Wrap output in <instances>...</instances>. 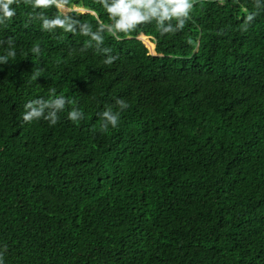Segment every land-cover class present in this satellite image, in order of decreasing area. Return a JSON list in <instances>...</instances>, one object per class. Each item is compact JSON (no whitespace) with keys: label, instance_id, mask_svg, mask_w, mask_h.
Masks as SVG:
<instances>
[{"label":"trees","instance_id":"obj_1","mask_svg":"<svg viewBox=\"0 0 264 264\" xmlns=\"http://www.w3.org/2000/svg\"><path fill=\"white\" fill-rule=\"evenodd\" d=\"M57 2L70 11L17 0L0 25V56L15 53L0 64L4 264H264V3L191 0L182 29L152 19L97 45L80 25L111 23L100 0ZM41 12L76 30H43ZM59 95L56 125L23 122Z\"/></svg>","mask_w":264,"mask_h":264},{"label":"clouds","instance_id":"obj_2","mask_svg":"<svg viewBox=\"0 0 264 264\" xmlns=\"http://www.w3.org/2000/svg\"><path fill=\"white\" fill-rule=\"evenodd\" d=\"M66 2V0H65ZM34 9L47 8L52 3H59L57 0H26ZM103 8L106 10L111 23H99L97 31H92L88 24L80 25V32L89 36L97 45L104 42L103 33L108 32L113 37L118 38L119 33H128L134 30L139 24L149 23L152 19L160 29L161 35L172 33L184 27L186 20L190 16L192 9L191 0H100ZM264 3V0H257L258 6ZM17 0H0V25L5 24L16 16ZM38 18L42 21L41 28L47 31H53L56 28H62L66 32L75 31V22L70 21L67 17L61 18L57 16L54 19H49L41 12ZM253 17L249 16L248 20ZM172 20L176 24L171 23ZM165 22L168 26L165 27ZM33 51L39 52L38 48ZM104 53L109 52V49L104 48ZM15 53L9 51L7 56H0V64L6 63L9 56H14ZM115 57L110 56L105 60V63L111 64ZM54 93V90H53ZM68 101L63 95L55 96L50 100L36 99L28 101L25 104V111L22 119L25 123H31L41 118L47 120L50 125H56L59 120V113L65 110ZM116 103L121 110L128 107L123 99H117ZM68 118L72 121H78L83 118V114L78 110H72L68 113ZM103 123L101 127L107 131L109 126L116 128L119 122V113L113 112L111 109L105 110L101 114ZM0 264H4L3 251H0Z\"/></svg>","mask_w":264,"mask_h":264},{"label":"rangeland","instance_id":"obj_3","mask_svg":"<svg viewBox=\"0 0 264 264\" xmlns=\"http://www.w3.org/2000/svg\"><path fill=\"white\" fill-rule=\"evenodd\" d=\"M59 8L64 12V13H67L70 11L69 7L67 6H64V5H59ZM79 11H82V12H85V10L83 9H78ZM142 38V37H141ZM148 38V37H147ZM144 39V38H142ZM150 40V39H149ZM145 42V41H144ZM146 43V42H145ZM147 45V44H146ZM148 46V45H147ZM149 47V46H148ZM150 48V47H149ZM151 49V48H150ZM151 51L154 53V47L151 49Z\"/></svg>","mask_w":264,"mask_h":264},{"label":"water","instance_id":"obj_4","mask_svg":"<svg viewBox=\"0 0 264 264\" xmlns=\"http://www.w3.org/2000/svg\"><path fill=\"white\" fill-rule=\"evenodd\" d=\"M85 11H87V10H85ZM144 40V39H143Z\"/></svg>","mask_w":264,"mask_h":264}]
</instances>
